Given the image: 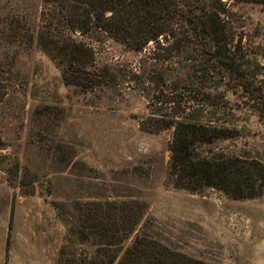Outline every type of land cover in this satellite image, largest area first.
<instances>
[{
	"label": "rangeland",
	"instance_id": "1",
	"mask_svg": "<svg viewBox=\"0 0 264 264\" xmlns=\"http://www.w3.org/2000/svg\"><path fill=\"white\" fill-rule=\"evenodd\" d=\"M229 5L234 42L259 99L226 81L216 86L221 80L212 72L196 75L205 67L184 50L162 60L154 43L134 52L105 37H78L92 48L94 65L66 82L57 61L3 21L28 14L35 24L42 0H0V140L8 145L0 150V264L90 259L96 245L70 237L63 216H71L76 202L106 200L146 201L136 232L163 248L209 264H264V194L234 200L211 187L175 188L169 178L174 130L149 132L142 125L152 114L203 105L205 118L238 133L201 152L212 148L264 163V4Z\"/></svg>",
	"mask_w": 264,
	"mask_h": 264
},
{
	"label": "trees",
	"instance_id": "2",
	"mask_svg": "<svg viewBox=\"0 0 264 264\" xmlns=\"http://www.w3.org/2000/svg\"><path fill=\"white\" fill-rule=\"evenodd\" d=\"M32 24L30 16L4 18L11 29L30 45H37L63 67V79L73 82L74 72L94 65V52L79 36L110 38L134 52L157 45L155 56L166 60L184 50L221 82L262 97L246 72L247 62L239 42H234L230 2L264 0H42ZM15 26V28H13ZM20 30V31H19ZM157 52V53H156ZM189 59V60H190ZM193 69V66H186ZM195 71V70H194ZM200 71V72H199ZM227 85V84H225ZM170 103L175 104L174 101ZM195 107V106H194ZM193 108V107H192ZM191 107L152 114L143 129H173L169 149L170 183L177 189L202 191L215 188L234 200L256 199L264 194V163L257 157L226 154L209 148L220 139L235 137L237 130L205 118V110ZM177 109V108H176ZM148 209L146 201L76 202L69 218L63 216L68 235L81 244L96 245L95 253L81 264H209L184 253L163 248L161 243L137 231ZM63 215V210L59 211ZM134 235L132 242L125 243ZM76 261V260H75ZM88 261V262H87ZM62 264V262H60Z\"/></svg>",
	"mask_w": 264,
	"mask_h": 264
},
{
	"label": "water",
	"instance_id": "3",
	"mask_svg": "<svg viewBox=\"0 0 264 264\" xmlns=\"http://www.w3.org/2000/svg\"><path fill=\"white\" fill-rule=\"evenodd\" d=\"M8 147L7 144H2L1 140H0V150L2 149H6Z\"/></svg>",
	"mask_w": 264,
	"mask_h": 264
}]
</instances>
